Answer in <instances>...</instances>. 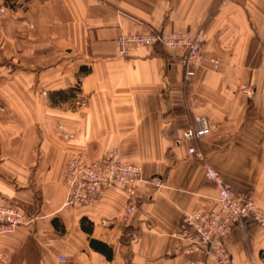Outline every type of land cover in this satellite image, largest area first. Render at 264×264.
<instances>
[{"label":"crops","instance_id":"obj_1","mask_svg":"<svg viewBox=\"0 0 264 264\" xmlns=\"http://www.w3.org/2000/svg\"><path fill=\"white\" fill-rule=\"evenodd\" d=\"M150 30L207 33V60L189 67L190 81L181 49L119 55L121 36ZM196 116L212 125L194 141L204 161L191 143L176 144ZM111 148L143 167L128 221L122 190L96 206H65L68 161L98 160ZM206 163L264 207V0H0V202L36 218L0 233V264L196 259L183 252L180 225L185 212L215 203ZM225 244L234 264H264L257 222L236 226Z\"/></svg>","mask_w":264,"mask_h":264},{"label":"built area","instance_id":"obj_2","mask_svg":"<svg viewBox=\"0 0 264 264\" xmlns=\"http://www.w3.org/2000/svg\"><path fill=\"white\" fill-rule=\"evenodd\" d=\"M207 33L166 30H150L146 33H133L121 36L118 52L122 57L135 55L142 49H181L184 51L183 63L188 68L186 80L190 81L193 72L190 66L206 62L204 52ZM210 64L219 69L222 62L211 57ZM245 93L252 96L253 89L246 88ZM212 132L211 121L205 116H196L183 135L176 140L177 145L191 143L190 154L204 161L202 151L194 141L209 136ZM207 178L215 185L217 196L213 206L185 212L180 236L187 242L184 254H198L196 259H186L185 264H234L232 254L228 250L225 239L228 234L247 220H253L264 227V207L254 196L240 192L225 182L222 175L205 164ZM143 182V167L139 163L126 161L117 148L109 149L101 159L92 160L86 156L74 155L67 163L64 175L66 187L65 206H96L111 190H122L127 196V207L122 216L128 221L137 211V192ZM156 178L154 184L162 185ZM36 218L17 202L12 200L0 202V233H10L20 226L31 225ZM105 225L109 222L103 221ZM65 257H63L64 259Z\"/></svg>","mask_w":264,"mask_h":264},{"label":"trees","instance_id":"obj_3","mask_svg":"<svg viewBox=\"0 0 264 264\" xmlns=\"http://www.w3.org/2000/svg\"><path fill=\"white\" fill-rule=\"evenodd\" d=\"M256 40V39H255ZM257 41V40H256ZM249 63H250V57H249ZM251 65H254L253 63H251ZM74 91H75V89H70V90H67V91H57V92H54L53 93V102L55 103V102H57V101H59V100H66L67 98H69V96H73V93H74ZM86 221V218H83L82 219V226H83V229L85 230V231H88L89 233H91L92 232V230L91 229H89V228H87L85 225H84V222ZM91 244H93L94 245V240H92L91 241ZM102 246L100 247V249L102 250V248H104L105 249V247H107L106 245H103V244H101ZM103 249V250H104ZM263 254H264V252H263Z\"/></svg>","mask_w":264,"mask_h":264},{"label":"rangeland","instance_id":"obj_4","mask_svg":"<svg viewBox=\"0 0 264 264\" xmlns=\"http://www.w3.org/2000/svg\"><path fill=\"white\" fill-rule=\"evenodd\" d=\"M258 46V44L257 43H255V47H257Z\"/></svg>","mask_w":264,"mask_h":264}]
</instances>
